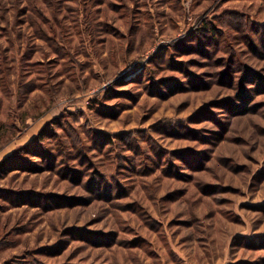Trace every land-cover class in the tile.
Listing matches in <instances>:
<instances>
[{"label":"rangeland","instance_id":"1","mask_svg":"<svg viewBox=\"0 0 264 264\" xmlns=\"http://www.w3.org/2000/svg\"><path fill=\"white\" fill-rule=\"evenodd\" d=\"M0 264H264V0H0Z\"/></svg>","mask_w":264,"mask_h":264}]
</instances>
